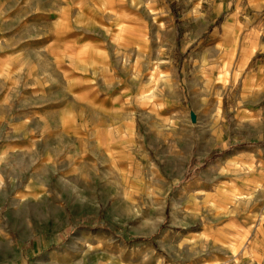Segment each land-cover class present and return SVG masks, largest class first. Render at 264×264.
I'll return each instance as SVG.
<instances>
[{"label": "crops", "instance_id": "crops-1", "mask_svg": "<svg viewBox=\"0 0 264 264\" xmlns=\"http://www.w3.org/2000/svg\"><path fill=\"white\" fill-rule=\"evenodd\" d=\"M208 8L215 19L223 15L222 20H227L225 25L232 23L233 41L237 39L236 32L242 31L238 20L254 21L252 34L259 26L264 27V0H213ZM166 10L162 0H0V177L7 170L15 186V178L18 181L25 178L23 173L14 178L16 170L35 169L26 190L16 192L15 200L20 204L11 213L17 218L24 219L28 214L22 207L25 199L37 203L47 199L49 202L43 209L34 208L35 216L44 218V225L31 226L24 220L14 227L0 220V244L9 243V233L15 231L42 233L46 231L43 226L48 230L55 228L58 205L68 218H78L88 215L102 202V207L106 206L111 216L122 221L141 210L150 212L153 201H164L161 194L135 191L139 176L132 175L129 170L137 165L133 121L136 111L135 108L120 111L121 94L126 89L120 88L121 82L112 65L113 55L107 52L104 40L114 39L125 51L148 58L151 51L149 49L148 53L143 45L149 41L145 32L146 20H165ZM154 11L160 17L153 18ZM40 20H44L49 33L44 49L56 58L73 57L80 72L87 74L86 89L96 96L74 98L72 86L65 82L53 84L55 87L52 86L50 94L48 85L41 83L37 67L42 54ZM102 35L105 38H101ZM260 35L264 37V29ZM236 53V49H230L232 62ZM202 55L206 56L205 53ZM246 56L245 69L257 61L258 67L241 73L231 70L233 84L246 82L235 109L241 110L246 117L244 120L258 128L264 112V108L259 107L264 91V41L258 42L256 50ZM149 71L150 67L144 66V77ZM106 73L110 77L107 84ZM224 74L223 71L219 75L224 78ZM112 81L113 85H109ZM116 87L118 94H104L106 88L111 91ZM74 99L80 101L78 113L72 108ZM106 104L110 106L107 115ZM90 105L94 109L92 113H89ZM90 117H96L95 123H89ZM105 120L110 123L106 124ZM109 135H113L112 140L108 139ZM247 139L259 140L258 135ZM106 154L114 166L129 176L123 174V182H120L127 188L100 198L95 192L89 193V185H97L98 174L94 172L91 177L88 168L90 160L95 162L93 167L96 169L102 167L101 161ZM240 163L256 176L254 184L262 198L258 195L254 210L234 209L228 214L242 217L239 223L228 220L226 226L232 230L230 234L240 232L244 237L240 245L229 247H239L238 255L234 256L242 261L239 264H264V148H244ZM52 179L55 184L65 185L62 195L56 191L52 193L51 188L46 189ZM149 182L140 177L139 183ZM31 186L34 189L30 191ZM104 201L107 202L104 204ZM156 206L160 208L163 204ZM146 218L125 240L99 223L91 228L84 227L75 244L39 254L32 264H204L198 256L190 260L186 257V249L197 247L193 241H171L172 230L162 234L159 241L150 239L152 231L147 232V227L151 219ZM67 225H70L69 219ZM234 226H239L237 231ZM37 242L40 250L42 242ZM228 261L230 263L231 259Z\"/></svg>", "mask_w": 264, "mask_h": 264}, {"label": "rangeland", "instance_id": "rangeland-1", "mask_svg": "<svg viewBox=\"0 0 264 264\" xmlns=\"http://www.w3.org/2000/svg\"><path fill=\"white\" fill-rule=\"evenodd\" d=\"M162 1L167 8L163 15L165 20H146L145 32L149 41L143 45L148 53L151 51L148 58L136 56L130 50L125 51L122 44H117L114 39L107 38L104 44L107 52L113 55L112 65L121 82L120 88L126 89L121 94L120 111L129 108L136 111L133 121L137 165L129 170L132 175L139 176L135 191L161 194L164 201H153L150 212L141 210L122 221L111 216L108 208L102 207V202L88 215L78 218H68L58 205L55 228L48 230L43 226L46 231L42 233H9V243L0 244V264H32L33 258L39 254L75 244L81 229L91 228L98 223L125 240L140 227L144 217L151 219L147 227V232L152 231L150 239L159 241L162 234L172 230L171 241H193L197 248L186 249L189 260L198 256L204 264H239L240 258L234 257L238 255L239 247L229 246L240 245L244 237L240 232L230 234L232 230L226 224L230 219L238 223L242 219L228 215L232 210L249 212L256 209L258 195L259 199L262 198L254 184L256 176L243 167L240 159L246 147L264 148V112L257 128L244 120L246 117L241 110L235 109L246 82L233 84L231 70L241 73L258 67L257 61L245 69L246 54L253 53L257 43L264 41L263 35H260L264 27L259 26L257 32L252 34L254 21L238 20L242 31L236 32L237 39L233 41L230 20L228 23L231 24L225 25L227 20H222L223 15L215 19L208 8L213 0ZM157 16L154 11L153 18ZM43 21L40 20L42 54L37 64L41 83L48 85L50 94L52 86L55 87L53 84L65 82L72 86L74 98L96 96L86 89L87 74L80 72L73 57L56 58L44 49L49 41V33ZM226 27H229L228 33ZM101 38L105 37L102 35ZM233 48L237 50L234 62L230 55ZM243 55L244 61L240 62ZM144 66L150 67L145 77ZM223 71L224 78L219 79ZM107 81H110V77L106 73L105 84ZM109 85H113V81ZM117 89L109 91L106 88L104 94H118ZM261 97L263 101L259 107L263 109L264 91ZM73 102L74 112H80V101L74 99ZM108 107L106 104V115ZM91 108L92 105L89 113L94 112ZM90 119V124L95 123L93 119L96 117ZM105 123L110 121L105 120ZM257 135L258 141L247 139L256 138ZM108 139L112 140L113 135H109ZM101 163L103 166L96 169L93 167L95 162H89V175L92 177L94 172L98 174L97 185L94 187L90 184L89 193L95 192L101 198L118 192L120 188H127V185L120 183L123 174L129 176L126 171L122 172L118 166H114L107 154ZM6 171L5 176L0 177V220L14 227L24 220L29 221L31 226L44 225V218L36 217L34 208L43 209L47 199L40 203L25 199L22 207L28 214L24 219L11 213L20 204L15 200L16 192L26 190L27 181L35 169L16 170L14 178L22 173L25 178L19 181L15 178V186ZM140 177L150 182L139 183ZM51 182L46 186L47 190L51 188L52 193L56 191L58 195L65 192L63 183L55 184L54 179ZM33 189L31 186L30 191ZM157 203L163 204V207L158 208ZM238 228L233 227L235 231ZM38 240L42 242L40 250Z\"/></svg>", "mask_w": 264, "mask_h": 264}, {"label": "bare ground", "instance_id": "bare-ground-1", "mask_svg": "<svg viewBox=\"0 0 264 264\" xmlns=\"http://www.w3.org/2000/svg\"><path fill=\"white\" fill-rule=\"evenodd\" d=\"M219 76H220V78L218 77L219 79H222L223 78V75H219Z\"/></svg>", "mask_w": 264, "mask_h": 264}]
</instances>
